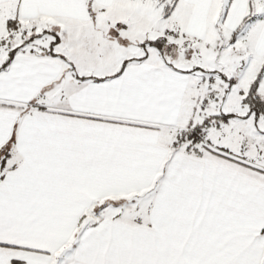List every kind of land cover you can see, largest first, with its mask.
Segmentation results:
<instances>
[{
    "label": "snow or ice",
    "instance_id": "6c2138e0",
    "mask_svg": "<svg viewBox=\"0 0 264 264\" xmlns=\"http://www.w3.org/2000/svg\"><path fill=\"white\" fill-rule=\"evenodd\" d=\"M0 264H264V0H0Z\"/></svg>",
    "mask_w": 264,
    "mask_h": 264
}]
</instances>
